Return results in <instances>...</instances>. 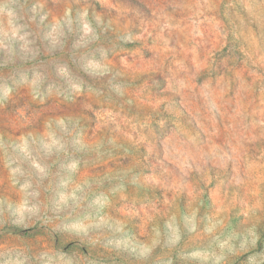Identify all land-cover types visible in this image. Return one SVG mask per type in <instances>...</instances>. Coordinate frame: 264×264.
I'll return each mask as SVG.
<instances>
[{
	"label": "clouds",
	"instance_id": "1",
	"mask_svg": "<svg viewBox=\"0 0 264 264\" xmlns=\"http://www.w3.org/2000/svg\"><path fill=\"white\" fill-rule=\"evenodd\" d=\"M201 7L216 5L0 0V110L14 106L15 117L7 122L13 131L0 126V264H148L157 246L174 248L198 227L215 245L192 253L203 264H228L240 253H249L247 264H264V249L256 251L264 195L236 198L247 177L228 193L227 208L239 205L235 225L226 212L198 219L195 208L180 213L167 200L140 199L176 183L169 164L186 189L190 182L207 187L212 168L235 164L239 145L260 143L264 160V0H232L233 17L221 26V47L233 45L227 71L242 59L240 93L259 94L258 120H249L247 104L226 98V74L196 84L215 61L197 62L189 44L184 21L201 13H177ZM232 26L238 30L229 42ZM236 41H243L242 58ZM68 103L77 107L61 108ZM34 105H48L47 112ZM226 116L229 139L217 143L215 125ZM137 207L152 211L150 240L130 231L141 213L124 209ZM69 239L75 247L66 251Z\"/></svg>",
	"mask_w": 264,
	"mask_h": 264
},
{
	"label": "rangeland",
	"instance_id": "2",
	"mask_svg": "<svg viewBox=\"0 0 264 264\" xmlns=\"http://www.w3.org/2000/svg\"><path fill=\"white\" fill-rule=\"evenodd\" d=\"M113 4H125L127 0H111ZM183 2L188 4H200L205 3L209 5H216L215 8L205 9L201 7L199 10L192 9L190 13H177V16L181 15H191L196 11L201 14L199 16H192L190 20H185L184 23L188 25L189 33V44L195 46V57L197 62H207L208 58L211 56L214 61L215 71L209 73L207 70L202 71L200 77L196 80L197 85H201L206 79H211L215 84L217 76L227 75L229 81L228 90L226 98L232 101H238L240 103L247 104V109L249 112V120H258L260 116L258 115L259 109L261 107L259 94H253L248 97H243L240 93L239 84V73L244 70V64L242 59L236 62L232 71H227V66H231V60L229 56V48L233 47L231 43L225 44L222 39V25H229L230 20L233 17L235 9L230 7L232 0H183ZM50 8L53 9V13L56 14L60 9L54 8L51 4ZM220 21V24H216L213 20ZM233 31L230 32L228 36V41L231 42L233 39V33L238 29L235 26ZM255 27V25H253ZM199 32V35L196 33ZM243 41H236V55L243 57V54L239 52V47L242 45ZM129 47H132L129 45ZM145 55H150L148 50H145ZM193 53H189V58L191 60ZM43 60H48L47 56L42 57ZM24 100V93L21 92L20 103ZM56 101H49V104H55ZM193 108L196 106V102H193ZM77 107L76 104H62L61 108L64 110H72ZM48 105H34V109H42L47 112ZM135 110V109H134ZM231 111V109H229ZM25 115H29L25 113ZM14 117V106H9L4 110H0V126H6L9 132L13 131L8 121L13 120ZM231 123L229 118L226 116L223 120H218L215 125L218 135L216 136V142L224 144L229 139V134L227 131L228 124ZM260 143H245L238 146V161L233 164L230 163L226 170L223 172H217L215 168H212L210 175L212 176L211 181L208 183L207 187L202 184L197 185L195 183H189L188 187L185 189L180 184L183 177L180 175L179 169L173 165L169 164L168 167L172 170L173 177L176 179V183L173 184L171 188L167 185L164 191L160 189H149L147 192L140 193V199L147 197L149 200H159L161 202L167 200L172 202L178 212L183 213L187 208H195L197 218L204 217L210 219L216 213H227L230 222L235 225L238 223V217L236 215L239 205L237 208L228 209V193L232 190L233 184L236 181H245L247 177V187H241L236 195L238 200H244L247 198L248 193L252 192L256 195H264V160L258 159ZM143 150L141 149V152ZM246 154V155H245ZM139 155V153L137 154ZM119 154H117L116 161H108L106 166L111 167L114 163L118 162ZM104 167L103 165L100 166ZM146 170V169H142ZM4 171L2 166H0V180L4 178ZM191 180V178H189ZM201 202L199 207L196 208L197 202ZM255 202V201H254ZM167 207V204L163 205ZM157 209H161V204H157ZM124 212L126 214H134L137 212L141 213L144 217V227L138 229L137 225L141 222V216L133 215L130 221V231L133 233H143L142 238L145 240H150L152 237L151 233V223L148 217L152 216V211L145 208L142 212L139 207L130 209L125 208ZM262 237L258 242L256 251L264 249V226L261 227ZM211 247H215L211 244L210 237L200 231L198 227L197 232L191 235H181L180 242L174 248H165L162 246H157L153 252L148 264H166L167 260H171L172 264H203L199 257L192 255L194 252H203L205 250H210ZM65 250H72L75 245L72 240H68L64 245ZM79 251L85 255L88 254L87 248H79ZM249 253H240L232 256L228 264H247ZM183 257V258H182ZM121 264H127V262L122 261Z\"/></svg>",
	"mask_w": 264,
	"mask_h": 264
}]
</instances>
